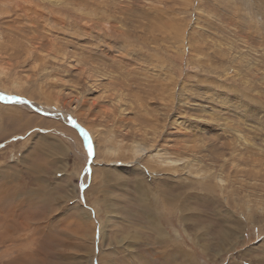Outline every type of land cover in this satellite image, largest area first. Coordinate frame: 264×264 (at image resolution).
<instances>
[{
  "label": "rangeland",
  "instance_id": "374dc122",
  "mask_svg": "<svg viewBox=\"0 0 264 264\" xmlns=\"http://www.w3.org/2000/svg\"><path fill=\"white\" fill-rule=\"evenodd\" d=\"M0 93V264H264V0H0Z\"/></svg>",
  "mask_w": 264,
  "mask_h": 264
},
{
  "label": "snow or ice",
  "instance_id": "6c2138e0",
  "mask_svg": "<svg viewBox=\"0 0 264 264\" xmlns=\"http://www.w3.org/2000/svg\"><path fill=\"white\" fill-rule=\"evenodd\" d=\"M0 100L4 101L5 103H17V104H28V103H30L29 101H26V100L22 99L21 97L5 95L3 93H0ZM69 120L74 125V127L79 128V130L83 136L87 156L90 159L94 155V145H93V141H92L90 134L87 132V130H85L79 124H77L75 120H73L71 118H69Z\"/></svg>",
  "mask_w": 264,
  "mask_h": 264
},
{
  "label": "bare ground",
  "instance_id": "6f19581e",
  "mask_svg": "<svg viewBox=\"0 0 264 264\" xmlns=\"http://www.w3.org/2000/svg\"><path fill=\"white\" fill-rule=\"evenodd\" d=\"M51 2H52V1H51ZM153 223H154V222H153ZM155 226H156V225H155ZM156 227L158 228V231H159L160 234L162 235L163 232H162L161 228H160L158 225H157Z\"/></svg>",
  "mask_w": 264,
  "mask_h": 264
}]
</instances>
